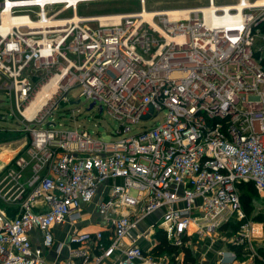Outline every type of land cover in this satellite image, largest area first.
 I'll list each match as a JSON object with an SVG mask.
<instances>
[{
	"label": "built area",
	"instance_id": "2783aa9c",
	"mask_svg": "<svg viewBox=\"0 0 264 264\" xmlns=\"http://www.w3.org/2000/svg\"><path fill=\"white\" fill-rule=\"evenodd\" d=\"M89 1L0 2V92L30 136L0 174V200L16 211L9 216L0 206V264H46L32 232L51 248L53 227L80 221L102 187L96 206L113 240L106 247L103 231L74 232L64 264H100L116 254L117 264H184L180 255L146 254L140 246L155 224L126 241L158 211L157 229L180 249L193 228L214 242L232 220L242 223L237 245L260 235L263 227L246 220L238 186L251 183L264 196V5L208 0L149 11L140 0L137 13L77 17L79 4ZM258 40L263 45L256 50ZM54 78L44 111L25 118ZM76 88L77 101L84 98L120 122L116 134L157 120L111 142L83 128H58L46 109L69 103ZM90 243L101 254L92 258L72 247Z\"/></svg>",
	"mask_w": 264,
	"mask_h": 264
},
{
	"label": "rangeland",
	"instance_id": "374dc122",
	"mask_svg": "<svg viewBox=\"0 0 264 264\" xmlns=\"http://www.w3.org/2000/svg\"><path fill=\"white\" fill-rule=\"evenodd\" d=\"M239 0H218L217 3H238ZM255 0H247L251 3ZM1 2V0H0ZM197 5L195 0H147L146 9L149 11L161 10L167 8H184ZM142 4L140 0H104V1H94L88 3H81L77 8V14L79 16H107V15H119V14H129L137 13L141 10ZM254 13L253 11H249ZM72 12H66L63 16H71ZM263 43L258 40L255 49L258 50L262 47ZM264 55V52H263ZM81 92L80 88H76L70 94L69 103H58V105L49 106L46 111L48 114L51 113V118L54 119L52 123L56 124L58 128L63 129H74L83 128L93 133L105 141H119L130 135L137 134L141 132L145 127L152 126L155 121L142 122L140 125L133 127V131L126 135L116 134L119 129L120 122L115 119L108 111L104 110L101 114L99 111V106L94 107L93 110L89 111L90 102H86L84 98L81 99V103L78 105H71V102H76L78 100L79 94ZM76 96V98H74ZM0 114L7 118H0L1 128L11 129L10 132L7 130L0 133V174L5 170V164H7L15 155L13 151L17 150V146L27 145L30 141V136L23 131V124L25 120L19 114L15 112V106L13 101L5 93L0 92ZM163 114H160L158 119H161ZM14 131V132H13ZM7 153V155H6ZM9 156L8 158L6 156ZM246 188L243 187L240 193H246ZM253 195L252 200H248L244 205V208L250 207L251 210L249 214L246 213V220L252 221L253 223H259L263 227L260 235L252 236L250 241L246 240L240 245L235 242L237 231L240 230L241 222L237 220H232L228 223L222 230V240L224 244L227 245V253L235 255V261H242V264H249V262L257 264H264V196L260 195L258 192L249 191ZM153 220L144 221L141 223L139 229L145 228L152 224ZM155 221V220H154ZM158 222V221H157ZM156 221L154 234L156 235L161 230L157 229ZM146 224V226H145ZM144 229V230H145ZM163 233V232H162ZM166 257L176 256L177 253H165ZM253 259L252 261H250ZM240 262V261H239ZM238 262V263H239ZM237 263V264H238Z\"/></svg>",
	"mask_w": 264,
	"mask_h": 264
},
{
	"label": "crops",
	"instance_id": "0c3cea01",
	"mask_svg": "<svg viewBox=\"0 0 264 264\" xmlns=\"http://www.w3.org/2000/svg\"><path fill=\"white\" fill-rule=\"evenodd\" d=\"M197 5L195 6H190V7H184V8H195V7H201V6H206L208 0H195ZM218 0H216L217 2ZM218 4H233V3H218ZM172 9H180V8H167V9H161V10H172ZM0 118H7L6 115L2 116L0 114ZM10 132L11 129L7 128H1L0 126V133H3L5 131ZM14 132V131H13ZM30 142V141H29ZM25 143L23 142L21 146H17V150L13 151V154L15 153L14 159L19 153H22L25 148L29 145H24ZM7 155V153H6ZM5 155V156H6ZM1 154H0V162L1 160ZM7 158L9 156H6ZM12 159L5 164L4 166L6 167ZM1 164V163H0ZM105 188L102 187L99 190L100 197L95 200V202L89 206H85L83 209V215L82 219L75 224H65V225H56L53 227V233H54V245L47 249L43 247L42 244V235L38 231H33L31 235L32 243L34 249H40L42 251L43 258L46 261V264H64L68 259H69V244H68V238L71 234L74 232H89V233H96L99 231H103V243L107 247L108 245L111 244L114 233L113 230L111 229L110 225L106 223L104 217L100 214L98 207L96 206L97 202L104 197L105 194ZM0 206L5 209L8 213L9 216H14L16 211L15 207L11 205L4 204L0 200ZM162 216V212L158 211L155 212L154 214L148 216L144 221H151L152 224L153 222H157ZM155 220V221H154ZM143 221V222H144ZM142 222V223H143ZM150 223V226L152 225ZM141 226V225H140ZM146 226V224H145ZM149 227V226H147ZM138 226V229L132 231L130 237L126 241H130L129 239L131 238H136L139 234H144L146 235L148 232V229L142 228ZM224 228V227H223ZM145 229V230H144ZM194 228L190 231V236L189 241L186 246L191 250L192 257L194 259L193 264H242V261H235V258L227 257V245L224 244V241L222 240V235L217 237V240L214 242H211L210 239L208 238H199V236L193 231ZM223 229H221L222 232ZM154 232L148 233L143 239L139 240L140 246L144 249L146 252H151L154 253V249L158 245V241L156 240L155 235H153ZM73 248H83L86 249L89 253V255L94 258L97 255L101 254L100 250L97 248L96 243H90L88 245H74L72 246ZM183 247V248H184ZM182 248V249H183ZM182 249H178L177 255H180L182 257V260H184V252ZM219 250H222L224 253H226V257L221 258L219 255ZM155 254V253H154ZM120 258L119 254L113 255L109 258H107L105 261H102L100 264H117L118 259ZM257 264V261H254ZM251 264V262H249Z\"/></svg>",
	"mask_w": 264,
	"mask_h": 264
},
{
	"label": "bare ground",
	"instance_id": "6f19581e",
	"mask_svg": "<svg viewBox=\"0 0 264 264\" xmlns=\"http://www.w3.org/2000/svg\"><path fill=\"white\" fill-rule=\"evenodd\" d=\"M68 1L76 2L77 0H68ZM91 1H101V0H90L89 2ZM250 4L252 5L254 4V6H262L264 5V0H257L255 3H250ZM245 5L247 4L245 3ZM237 7L239 9H242V5H238ZM77 17H79L78 14ZM145 17L148 19L150 16L147 15ZM4 26L5 27L10 26L9 19H5ZM56 84H57V78H54L39 90L36 97L31 101V103L28 105L26 110L23 112L25 118L31 120L35 116L41 114L42 111H44L45 107L49 104V99H51V97H53V94L55 93Z\"/></svg>",
	"mask_w": 264,
	"mask_h": 264
},
{
	"label": "trees",
	"instance_id": "16d2710c",
	"mask_svg": "<svg viewBox=\"0 0 264 264\" xmlns=\"http://www.w3.org/2000/svg\"><path fill=\"white\" fill-rule=\"evenodd\" d=\"M243 187L246 188L245 191L248 190V192L246 193H240V198H241V204L244 205L246 202H248V200H252L253 199V195H251L249 193V191H254V193L257 192L255 186L251 183L249 184H241L238 186V190L239 192H241V190L243 189ZM244 202V204H243ZM243 208V207H242ZM251 210L250 207H245L244 208V211L246 213L249 214V211ZM156 240L158 241V245L156 246V248L154 249V253L155 255L157 256H165L164 254L165 253H177L178 252V247L175 246L173 243H171L166 235L164 233L161 232H158L156 235ZM183 252H184V260H183V263L184 264H193L194 263V259L192 257V254H191V250L187 247H184L183 249Z\"/></svg>",
	"mask_w": 264,
	"mask_h": 264
},
{
	"label": "water",
	"instance_id": "95a60500",
	"mask_svg": "<svg viewBox=\"0 0 264 264\" xmlns=\"http://www.w3.org/2000/svg\"><path fill=\"white\" fill-rule=\"evenodd\" d=\"M78 105V104H80V101H76L75 103H72L71 105ZM94 103H92L90 106H89V108H88V110L89 111H91V110H93L94 109ZM99 111H100V114L103 112V108L101 107L100 109H99Z\"/></svg>",
	"mask_w": 264,
	"mask_h": 264
}]
</instances>
